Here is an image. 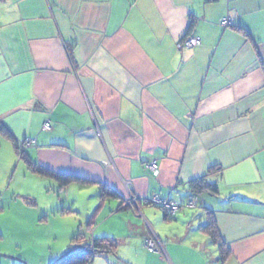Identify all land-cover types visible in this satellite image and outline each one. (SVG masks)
Listing matches in <instances>:
<instances>
[{
	"label": "crops",
	"instance_id": "crops-1",
	"mask_svg": "<svg viewBox=\"0 0 264 264\" xmlns=\"http://www.w3.org/2000/svg\"><path fill=\"white\" fill-rule=\"evenodd\" d=\"M186 34L200 44L177 49ZM0 126L41 165L106 184L115 210L136 197L140 246L168 241L170 264L187 252L158 227L209 217L229 253L197 233L203 264H264V0H0Z\"/></svg>",
	"mask_w": 264,
	"mask_h": 264
},
{
	"label": "rangeland",
	"instance_id": "rangeland-1",
	"mask_svg": "<svg viewBox=\"0 0 264 264\" xmlns=\"http://www.w3.org/2000/svg\"><path fill=\"white\" fill-rule=\"evenodd\" d=\"M12 148L9 140H0V264H53L73 246L76 232L90 239L96 225L102 228L110 222L115 225L116 250L96 255L91 264H156L152 258H145L143 246L149 255L164 257L159 264H170L164 251L168 241L160 242L150 234L148 239L154 241L155 250H149L147 239L140 246L143 221L128 208L115 210L118 202L113 198L101 199L100 186L73 181L61 188L56 179L32 172ZM110 207L114 209L111 218L103 224ZM167 221L158 228L177 235V249L187 252L183 262L203 264L197 256L206 246L201 248V240L195 236L205 235L200 224L196 222L187 230L185 223ZM193 242L198 244L193 246Z\"/></svg>",
	"mask_w": 264,
	"mask_h": 264
},
{
	"label": "trees",
	"instance_id": "trees-1",
	"mask_svg": "<svg viewBox=\"0 0 264 264\" xmlns=\"http://www.w3.org/2000/svg\"><path fill=\"white\" fill-rule=\"evenodd\" d=\"M193 22H194L193 19H191L190 27ZM0 132L4 138H6L12 143L17 155L20 158L24 159V161L28 165V168L32 172L56 179L59 183V187L62 188L73 181L79 182L82 184L85 182H92V181H88L87 179H84V178H81V177H78L72 174L52 170L44 165H41L40 163L32 160L30 156L26 154L24 150L25 147H20L19 144L14 141L13 135L10 133L8 129H6L4 126H0ZM202 180L203 179H197L190 183V187L193 189V191H200L203 188H209V190H213L214 193L216 192L215 185H204ZM99 186L101 190L99 197L101 199H104L107 197L109 198L118 197L116 193L112 189H110L106 184L99 183ZM146 203L149 204V202H146ZM128 206L129 205L125 204V202H122L121 204H119L117 210L120 211V210L127 209ZM156 206H159V205H156ZM199 227L203 230L205 234H207L210 237L212 242L218 245L219 251H220L219 258L221 260H224L229 252H228L226 245L220 238V234H219V231L217 229L214 219L209 217L208 221L205 224H200ZM73 238L76 240L73 246L70 247L69 249L71 251L70 252L67 251L53 264H91L96 255H100L103 253H114L116 250V246H117L116 239L113 237H109V236H103V237H98V238L90 237L89 239L85 237V234L76 232Z\"/></svg>",
	"mask_w": 264,
	"mask_h": 264
},
{
	"label": "built area",
	"instance_id": "built-area-1",
	"mask_svg": "<svg viewBox=\"0 0 264 264\" xmlns=\"http://www.w3.org/2000/svg\"><path fill=\"white\" fill-rule=\"evenodd\" d=\"M228 24V20L227 19H222L221 20V25L226 26ZM200 44V38L191 34H188L184 37H182V39H180L179 41H177L176 43V47L177 49H181V48H190L193 47L195 45ZM43 127L45 129H49L50 125H49V121H45L43 124ZM30 143V140L27 139L26 141H23V143H20L19 146L20 147H25L26 145H28ZM147 167L152 171V173L154 175L158 174V164L152 160L150 162H148ZM146 202H151L152 204H156L161 206L162 208H164L167 213H169L170 215H174L176 210H177V206L170 200L168 199H163V198H159L154 196L153 198H151L150 200H147ZM125 204H137V199L136 197H134L133 195H130L129 199L126 201ZM147 247L149 248V250H155V244L154 241L151 239H147Z\"/></svg>",
	"mask_w": 264,
	"mask_h": 264
},
{
	"label": "water",
	"instance_id": "water-1",
	"mask_svg": "<svg viewBox=\"0 0 264 264\" xmlns=\"http://www.w3.org/2000/svg\"><path fill=\"white\" fill-rule=\"evenodd\" d=\"M71 250H68V252H70Z\"/></svg>",
	"mask_w": 264,
	"mask_h": 264
}]
</instances>
